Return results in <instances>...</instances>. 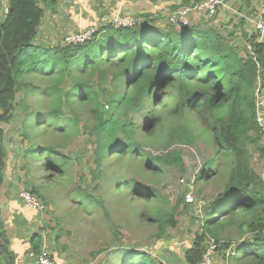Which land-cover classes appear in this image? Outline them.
Returning a JSON list of instances; mask_svg holds the SVG:
<instances>
[{"label": "trees", "instance_id": "trees-1", "mask_svg": "<svg viewBox=\"0 0 264 264\" xmlns=\"http://www.w3.org/2000/svg\"><path fill=\"white\" fill-rule=\"evenodd\" d=\"M201 1L185 3L193 6ZM52 2L8 0V11L0 21V187L7 162L19 159L24 185L40 196L39 185L33 183L37 170L42 169L48 180L56 173L64 176L63 164L69 158L62 149L74 135L85 133L95 165L90 180L109 177L116 191L130 185L131 202L141 199L140 214L155 224L158 238L174 227V212L181 205L183 210L188 206L202 212L193 219L191 244L182 250L184 264H196L210 242L216 244L217 257L224 262L233 259L228 264H264V178L253 158L257 152L264 159V133L255 117L259 79L264 88V38L256 30L246 34L242 54L229 35L218 32L217 11L212 16L204 12L207 22L193 17L180 29L167 16L161 25L159 18L136 12L132 16L138 23L131 27L115 29L105 24L92 40L61 42L43 55L31 42ZM33 71L51 75V83L24 82V73ZM65 79L70 86H64ZM30 94L37 105L29 102ZM49 94L52 99L41 104L39 96L48 99ZM10 122L19 137L11 143L18 142V150L6 160L9 149L2 124ZM198 140L211 148L213 156L204 161L196 181L216 173L223 187L209 202L196 197L194 203L185 202L187 189L170 205L160 192L162 186L158 187L161 175L170 167L182 170L178 145ZM112 157L116 161L108 162ZM209 161L211 165L216 161L214 171ZM126 164L142 183L121 172ZM80 176L87 178L84 172ZM77 190L86 200L84 205L103 206L101 196L91 195L87 185ZM110 228L116 237L115 226ZM29 243L37 254L41 234H31ZM8 245L0 219V256L6 257V264H15ZM118 246L119 253L111 249L99 264H164L156 258V249ZM52 254L54 261L59 255Z\"/></svg>", "mask_w": 264, "mask_h": 264}, {"label": "rangeland", "instance_id": "rangeland-1", "mask_svg": "<svg viewBox=\"0 0 264 264\" xmlns=\"http://www.w3.org/2000/svg\"><path fill=\"white\" fill-rule=\"evenodd\" d=\"M259 3L260 0H253L250 6L244 11V16L247 22L250 23V26H247V32L250 34L253 32L251 30L254 28V20L259 13L257 9ZM202 13H204V11ZM193 14H195V12H193ZM226 19L227 18L224 17L223 20L220 19L219 22L216 23V27L219 30L218 32H224L225 29L228 28L229 24ZM109 20L110 18L98 20L96 26L100 28L108 24ZM65 29L67 28L65 27ZM236 29L239 31L238 28ZM236 36L237 34L234 35V37ZM240 36L242 38L239 37L233 40L236 42L241 38L239 42L242 45H240V43L234 44L233 41H231V44L238 47L239 52L244 54L243 48L244 46L246 48L247 39L242 36V34H240ZM45 37L46 36L41 33H38L31 42L33 46L37 45L39 51H43V55L51 51L47 49L61 44L60 39H62L54 37L56 38L55 41L49 42L51 40L47 37L48 42H45L43 40L46 39ZM23 81H30L35 86H47L51 83V75L49 76L46 73L33 71L28 74L24 73ZM64 86H70L66 79ZM18 96L21 98L22 94L19 93ZM39 98H41V104L47 105L50 99H52V95L49 94L48 99L42 98L41 96H39ZM29 102L36 103L37 105L34 94L29 95ZM2 126L5 131L6 150L7 148L9 149L7 150L8 155L6 160L9 157L12 159V151L14 149L18 150V142L14 141L11 143V141L12 138L19 140L18 133L13 127V122L8 124L4 123ZM178 146H180L182 150L183 169L178 170L175 167L168 168L161 175L160 185L158 186H162L160 192L167 195L170 205H174L179 194L182 193V191L186 192L187 189V192H190V195L199 199V202L203 200L209 202L222 189V179L215 173L205 180L199 179L196 181V175L198 171L201 170L204 161L213 156L211 148L200 140L191 145ZM91 150L92 144L85 133H77V135L71 138L66 147L62 149L64 155L69 158V161L63 164L65 167L64 176H60L56 173L52 180H48L42 172V169L39 168L35 177H33V183L39 185L40 193V196L34 195L36 197L35 205H30L20 196V192L23 190L28 191L30 186L26 184L22 186L25 177L23 172L18 168L20 160L17 159L12 162H7L9 175L5 177L4 182L6 181L7 183L14 184L13 188L16 186L21 188L19 193L16 188V196L23 200L25 205L29 208L39 211V214L36 216L37 221L40 216H44V218L41 219L43 222H38V224L35 222L31 228L38 233H42L44 230V237L46 238V240L44 239V248L52 256L55 254H52V252H57L58 255H62L64 258L67 255L66 257L69 260L67 264H99L105 256L111 254L109 252L111 249H114V252L117 250L116 253H119V244L124 246H142L150 250L153 248L156 249L154 253L158 252L156 258L163 261L164 264H184L182 250L187 245L191 244L196 226L193 219L201 216L202 212L197 208L195 212L188 206L183 210L184 205H181L180 210L174 212V227L168 228L167 232L164 233L162 237L158 238L156 236L157 229L155 224L151 222L150 218L140 214L142 208L141 204L143 203L141 199L137 198L134 202H131L130 196L132 194L130 185H125L122 191H116L109 177L102 178L103 180H90V172L92 168L95 167L91 157ZM154 151L157 153L162 152L160 149H154ZM253 158L255 167L261 171V173L263 172L262 175L264 178V159L260 158L257 152L254 153ZM113 159V157L110 158L108 162L111 163ZM113 161L116 160L114 159ZM209 165L211 169L213 168V171L217 168L216 161H214L212 165L209 161ZM123 167L125 170H121V172L124 173L126 177H133L135 180L142 183V179L138 174L129 172L130 168L128 164L125 166L123 165ZM117 168L118 166H116V168L111 167L110 169ZM83 172L87 176L86 179L80 176ZM97 183L100 185H98L96 189H92L91 187L95 186ZM86 185L91 189V195L94 197L101 196L103 206L101 204L84 205L86 200L81 198V195L77 194L79 191L77 187L83 188ZM7 188L8 187H6V189ZM27 222H30V220H27ZM112 225L115 226L119 233L116 237L113 230L110 228ZM57 232H59V234L55 239ZM155 246L156 248H154ZM99 249H103L104 251L100 252L99 255L95 254L93 256L92 253ZM235 253L236 251L232 248L230 254L233 256ZM213 257V264L233 263V259H229L228 261L226 258L224 262V260L221 257H217L216 254H214ZM114 259H117V255L114 256Z\"/></svg>", "mask_w": 264, "mask_h": 264}, {"label": "crops", "instance_id": "crops-1", "mask_svg": "<svg viewBox=\"0 0 264 264\" xmlns=\"http://www.w3.org/2000/svg\"><path fill=\"white\" fill-rule=\"evenodd\" d=\"M53 1L54 2H52V6L45 9L41 23L38 26L36 33H41L42 35L46 36V39H43L45 42H48L47 37L49 40H51L49 42L55 41L56 38L54 37L59 39L63 38L64 35L73 32L78 28L80 29L82 27H87L91 24L97 25L98 20L112 18L117 13H128L133 15L136 12H143L148 16L159 18V23L163 25L164 16L166 18V16L168 17L170 13L179 10L181 7L189 6V4L185 3L187 0ZM189 1L191 4L193 3V0ZM252 1L253 0H223L219 10H217L219 19L216 20L215 23H218L220 19L223 20L224 17L227 18L226 21L229 26L222 33L224 35H229L230 40L233 42V39H238L241 37L240 34H242V36L250 34L247 32V26H250V23L247 22L244 16V11L250 6ZM182 4L184 5L181 6ZM257 9L260 13L261 0ZM7 11L8 0H0V21L5 18ZM203 11L206 12L205 10H191L189 17L190 21H194L193 17H199V19L201 18V21H203L202 23L207 22L208 17L205 15V13H202ZM193 12H195V14H193ZM65 27L67 29H65ZM236 28H238L239 31ZM254 30L255 28H253L251 31L254 32ZM235 34H237L236 37H234ZM241 38L234 42V44H239ZM60 40V42H62V39ZM240 45L242 44L240 43ZM7 175H9L8 169L6 171V176ZM23 184L24 183H22V186ZM13 185L14 184H10L5 181L3 186L0 187V219L3 225V232H5L9 241V251L15 256V264H34L36 253L31 250L29 239L31 234L35 233L36 231L31 228L35 222L37 224L38 222H43L41 219H43L44 216H40L39 220L37 221L36 216L39 214V211L33 210L26 206L24 201L16 196V188L18 193L21 188L17 186L13 188ZM6 187L8 188L6 189ZM27 220H30V222H27ZM40 234L43 247L44 239L46 240L44 237V230ZM66 256L64 258V256L59 255L58 258L54 260V263L67 264L69 260ZM6 262V257L1 255L0 264H6Z\"/></svg>", "mask_w": 264, "mask_h": 264}, {"label": "built area", "instance_id": "built-area-1", "mask_svg": "<svg viewBox=\"0 0 264 264\" xmlns=\"http://www.w3.org/2000/svg\"><path fill=\"white\" fill-rule=\"evenodd\" d=\"M222 3V0H203L202 2H197L193 6H183L179 10L170 13L167 17L168 21L172 23L176 29H180L190 22V12L195 9L198 11L205 10L208 16H212L216 13L217 8ZM137 19L128 13H117L115 16L110 18L108 24H110L115 29L131 27L135 25ZM254 28L258 32L260 39L264 38V0H261V11L257 18L254 21ZM99 27L95 24H91L87 27L78 28L77 30L70 32L63 36V44H80L86 41L92 40L94 35L97 33ZM262 83L260 79L257 82L256 88V98H255V117L257 126L264 133V88L261 87ZM191 188V187H189ZM188 191V190H187ZM20 192V191H19ZM190 192H186L184 195L185 202L194 203V196L190 195ZM20 196L30 205H35L36 197L34 194L23 190L20 192ZM33 198H32V197ZM38 201V200H37ZM262 237L264 238V228L261 232ZM216 250V244L210 242L205 252L203 253L201 259L197 261L196 264H213L214 262V252ZM34 264H54L53 259L50 256V253L44 248L35 255Z\"/></svg>", "mask_w": 264, "mask_h": 264}, {"label": "water", "instance_id": "water-1", "mask_svg": "<svg viewBox=\"0 0 264 264\" xmlns=\"http://www.w3.org/2000/svg\"><path fill=\"white\" fill-rule=\"evenodd\" d=\"M262 68L264 69V53L262 55Z\"/></svg>", "mask_w": 264, "mask_h": 264}]
</instances>
